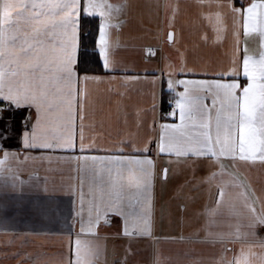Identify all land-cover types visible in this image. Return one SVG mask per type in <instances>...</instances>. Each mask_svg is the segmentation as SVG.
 Listing matches in <instances>:
<instances>
[{
	"label": "snow or ice",
	"instance_id": "1",
	"mask_svg": "<svg viewBox=\"0 0 264 264\" xmlns=\"http://www.w3.org/2000/svg\"><path fill=\"white\" fill-rule=\"evenodd\" d=\"M236 3L237 0H220L216 5V40L224 39L228 33L232 36L227 66L214 72L211 80L169 79V89L183 88L176 91L174 108L168 113L175 122L160 124L158 135L146 138L142 146L130 138L121 141L123 147L107 149L118 154L75 157L82 162L80 171H91L88 190L92 209L87 224L81 223V233L98 235L94 229L102 219L107 223L111 213L122 221V233L118 235L160 239L155 233L157 160L149 154L155 144L157 157L167 155L169 164L186 167L193 177L200 162H207L208 175L201 182L216 181L217 191L216 207L207 212L212 219L204 232L206 240L222 246L220 264H264V237H258L256 231L264 227V197L256 196L250 183H245L244 171V166H264V0H249L239 7ZM126 8V3L114 6L107 0H0V120L7 110H28L26 121L30 120L31 126L25 123L21 137L26 149L55 152L76 151L78 147L80 153H86L94 147L95 141L86 144L85 136L86 127H91L85 121L96 111L88 85L104 78L81 74L79 70L80 15L83 11L100 17L95 49L103 68L117 71L114 49L118 41L114 30L119 31V14ZM252 37L258 39L256 49L249 47ZM167 39L174 42L171 31ZM147 51L154 54L151 48ZM185 71L193 70L185 65L181 72ZM137 79L138 76L123 77L125 82ZM137 117L139 128V113ZM0 151V166L17 158L2 147ZM169 171L168 167L161 169V182L167 183ZM86 178H80L81 202ZM229 189L237 190L236 197L230 195ZM222 208L242 218L243 223H229L227 231H212L214 218ZM177 209L184 213L187 205H178ZM163 238L186 237L181 234ZM236 242L240 244L239 251L227 247ZM104 252L101 244L77 238L74 264H100ZM154 264H164L158 252Z\"/></svg>",
	"mask_w": 264,
	"mask_h": 264
},
{
	"label": "crops",
	"instance_id": "2",
	"mask_svg": "<svg viewBox=\"0 0 264 264\" xmlns=\"http://www.w3.org/2000/svg\"><path fill=\"white\" fill-rule=\"evenodd\" d=\"M107 2L114 6L127 4L119 14L121 27L118 32L114 30L118 41L114 49L117 71H82L81 47L78 54L81 74L87 72L104 78L102 82L88 85L96 111L85 121L86 125H91L86 127L85 136L86 144L95 141L94 147L86 153H80L78 147L76 151L55 152L26 149L21 137L25 129L22 120L29 116L28 110H7L0 120V136L8 137L0 139V147L17 157L0 166V264H69L70 261L74 264L77 238L97 242L105 248L100 264H154L157 252L164 264H220L222 246L206 240L204 232L212 219L207 212L216 207L217 191L216 181L201 182V178L208 175L207 162H200L193 177L186 167L175 162L169 164L167 155L157 157L155 144L151 145L149 154L157 160L155 233L160 239L118 235L122 233V221L111 213L107 223L102 219L94 229L98 235L81 233V223L87 224L92 209L88 190L91 171H80L82 162L78 163L75 157L118 154L107 149L123 147L121 141L130 138L137 146H142L146 138L157 136L160 124L175 122L168 113L174 108L176 91L183 90L182 86L176 91L169 89V79L211 80L215 78L214 72L227 66L232 49L230 33L216 40L215 12L220 0ZM248 2L237 0L236 6ZM85 15L88 14L81 11L80 25ZM228 23L230 25L231 21ZM170 31L174 34L171 43L167 39ZM80 32L82 42V25ZM257 46L258 39L250 38L249 47L256 49ZM150 47H155L152 56L147 52ZM185 65L193 71L181 72ZM125 76H138L139 79L125 82ZM241 82H244L243 77ZM164 102L167 111L163 110ZM137 113L142 121L139 128ZM26 122L30 127L31 121ZM0 159H3V151H0ZM92 167L89 162L88 168ZM95 167L99 169L98 164ZM164 167L170 169L167 183L159 179ZM244 171L247 174L245 183H250L256 196L264 197V166L259 163L244 166ZM85 175L81 202L80 178ZM229 192L236 197V189H229ZM181 204L187 205L184 213L177 209ZM214 219L212 231H227L229 223H243L242 218L237 219L227 208H222L221 214ZM256 231L258 237H264V227ZM181 234L186 238H163ZM227 247L239 251L240 244L228 243ZM228 255L231 258V253Z\"/></svg>",
	"mask_w": 264,
	"mask_h": 264
},
{
	"label": "trees",
	"instance_id": "3",
	"mask_svg": "<svg viewBox=\"0 0 264 264\" xmlns=\"http://www.w3.org/2000/svg\"><path fill=\"white\" fill-rule=\"evenodd\" d=\"M100 19L98 16L82 17V42L80 52V69L82 71L100 72L103 68L102 60L99 57L98 50L95 49L94 41L97 38ZM163 110H166V103L163 104Z\"/></svg>",
	"mask_w": 264,
	"mask_h": 264
},
{
	"label": "built area",
	"instance_id": "4",
	"mask_svg": "<svg viewBox=\"0 0 264 264\" xmlns=\"http://www.w3.org/2000/svg\"><path fill=\"white\" fill-rule=\"evenodd\" d=\"M150 48L153 50V53H154V52H155V47H150ZM147 52H148V51H147ZM148 55H149V56H152L153 54H149V53H148Z\"/></svg>",
	"mask_w": 264,
	"mask_h": 264
},
{
	"label": "rangeland",
	"instance_id": "5",
	"mask_svg": "<svg viewBox=\"0 0 264 264\" xmlns=\"http://www.w3.org/2000/svg\"><path fill=\"white\" fill-rule=\"evenodd\" d=\"M23 122H24V124L23 125H25V123H26V120L24 119V120H22ZM29 125V124H28Z\"/></svg>",
	"mask_w": 264,
	"mask_h": 264
}]
</instances>
